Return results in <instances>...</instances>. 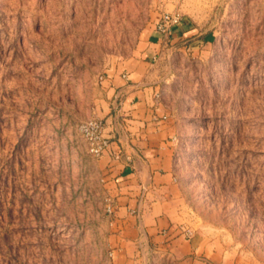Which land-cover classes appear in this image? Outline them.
I'll return each mask as SVG.
<instances>
[{"label":"rangeland","instance_id":"1","mask_svg":"<svg viewBox=\"0 0 264 264\" xmlns=\"http://www.w3.org/2000/svg\"><path fill=\"white\" fill-rule=\"evenodd\" d=\"M188 9L217 39L163 35L145 59L170 113L176 229L202 250L172 262L145 242L121 263L110 149L91 155L79 124L100 117L108 64L145 55L162 14ZM0 264H264V0H0Z\"/></svg>","mask_w":264,"mask_h":264},{"label":"crops","instance_id":"2","mask_svg":"<svg viewBox=\"0 0 264 264\" xmlns=\"http://www.w3.org/2000/svg\"><path fill=\"white\" fill-rule=\"evenodd\" d=\"M183 12L182 20L170 33L172 41L199 50L195 47H208L217 39L212 32L202 30L203 19L194 9ZM163 42V35L155 29L150 32L145 55L139 51L108 64L104 92L101 98L99 94L95 97L111 140L110 151L100 161L105 186L117 201L112 240L121 263L133 261L132 249L143 247L145 242L165 251L172 262L192 263L201 249L175 224L179 187L172 149L164 140L169 133L166 121L171 120L170 113L155 101L157 88L149 80L151 67L145 59L164 50ZM116 153H120L119 158Z\"/></svg>","mask_w":264,"mask_h":264},{"label":"built area","instance_id":"3","mask_svg":"<svg viewBox=\"0 0 264 264\" xmlns=\"http://www.w3.org/2000/svg\"><path fill=\"white\" fill-rule=\"evenodd\" d=\"M183 14L179 10L164 12L157 22L156 29L164 36H169L173 27L182 20ZM125 77L127 75H124ZM103 76L101 77V79ZM79 131L87 144L88 152L100 157L105 154L111 146V140L107 135V127L104 119L100 117H89L79 124ZM119 157V154L116 155ZM106 210L113 214L116 210V202L113 197L108 196L106 199ZM186 234H191L190 231Z\"/></svg>","mask_w":264,"mask_h":264}]
</instances>
